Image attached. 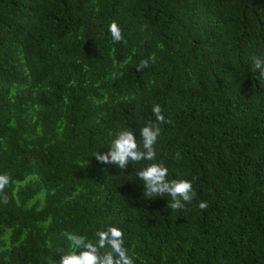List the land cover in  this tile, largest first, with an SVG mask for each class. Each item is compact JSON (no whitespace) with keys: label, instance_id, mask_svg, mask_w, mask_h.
<instances>
[{"label":"trees","instance_id":"obj_1","mask_svg":"<svg viewBox=\"0 0 264 264\" xmlns=\"http://www.w3.org/2000/svg\"><path fill=\"white\" fill-rule=\"evenodd\" d=\"M112 21L127 44L112 42ZM253 56L264 57V0H0V264H57L65 232L95 242L109 226L135 264H264ZM156 104L171 122L155 161H96L121 129L142 145ZM151 163L192 182L184 209L144 198L137 172Z\"/></svg>","mask_w":264,"mask_h":264},{"label":"clouds","instance_id":"obj_2","mask_svg":"<svg viewBox=\"0 0 264 264\" xmlns=\"http://www.w3.org/2000/svg\"><path fill=\"white\" fill-rule=\"evenodd\" d=\"M107 31L113 43H124L122 29L118 22L112 21ZM154 62L155 57L140 61L137 71H142L149 66V61ZM252 70L258 72L264 79V57L253 56ZM155 120L139 128L142 145L138 144L133 129H121L116 132L108 151L101 153L96 151L94 157L102 165L112 164L121 170H127L130 164L141 161H155L156 151L154 145L160 135V125L170 123L162 113L161 106L156 104L152 108ZM177 156L179 154L177 153ZM107 171V169H105ZM169 169L163 163H151L137 172V177L143 184V196L145 199L171 197L167 207L171 211L184 209L186 203H191L196 192L191 181L186 179L169 180ZM10 178L7 174H0V199L4 204L9 203L5 188L9 185ZM199 209L206 210L208 204L201 201ZM64 236L68 242V251L60 255L57 264H135V260L129 255L128 249L124 246V233L116 226H109L106 230L95 233L96 240L93 242L86 236L65 232Z\"/></svg>","mask_w":264,"mask_h":264}]
</instances>
